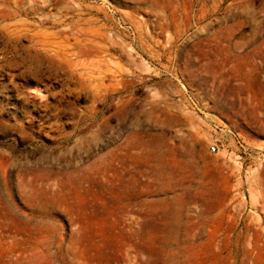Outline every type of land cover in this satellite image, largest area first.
I'll use <instances>...</instances> for the list:
<instances>
[{"label": "rangeland", "instance_id": "obj_1", "mask_svg": "<svg viewBox=\"0 0 264 264\" xmlns=\"http://www.w3.org/2000/svg\"><path fill=\"white\" fill-rule=\"evenodd\" d=\"M35 2L103 50L42 120L0 72V264H264V0Z\"/></svg>", "mask_w": 264, "mask_h": 264}, {"label": "bare ground", "instance_id": "obj_2", "mask_svg": "<svg viewBox=\"0 0 264 264\" xmlns=\"http://www.w3.org/2000/svg\"><path fill=\"white\" fill-rule=\"evenodd\" d=\"M29 3L32 6L29 8L23 7V9L22 6L11 5L10 0H0V72L2 73L6 67H16L18 71L23 68L16 75V78L21 80V84H9L5 87H11V91L15 90L25 106L32 105L36 112L43 111L44 115L39 117L42 120L47 116L50 117L48 115L49 111L58 109L66 113V105H73L66 100L74 94L73 90L65 89L68 91L67 95L63 94V91L53 94L51 93L52 88L46 82L58 79L63 74L78 73L82 77V74L79 73L80 68L85 65L82 61H89L90 58H94L98 50H103V46L95 40L98 35L97 30L68 27L65 24L66 20L63 18L51 20L52 18L42 15V9L36 8L37 6L34 7L35 0H29ZM36 15H40L41 20H34L33 22L24 20L25 22H20L18 25L5 23L14 20L15 17L22 16H32L35 19ZM46 24L50 25L52 29L57 28V31L52 34L38 28ZM20 39H26L29 44L26 46L19 44L18 40ZM71 40L72 43H70ZM91 63L94 64L93 61ZM101 74L100 69H94L93 77H90L89 73L87 74L86 81L91 79L90 84L96 82L92 85V87L94 86V96L101 91L100 86L97 85V81L101 80ZM32 81L38 87L45 86L43 92L47 93V96L40 94L39 89L31 87L30 83ZM100 84L102 85V81ZM25 88H28V91H25ZM52 96L56 98L59 96L54 106L47 103V98ZM36 102L39 104L38 107L35 105ZM52 117L60 118L58 115H52ZM9 165L10 159L0 153V169L3 172L4 183L8 182ZM16 172H22V170L17 168Z\"/></svg>", "mask_w": 264, "mask_h": 264}, {"label": "built area", "instance_id": "obj_3", "mask_svg": "<svg viewBox=\"0 0 264 264\" xmlns=\"http://www.w3.org/2000/svg\"><path fill=\"white\" fill-rule=\"evenodd\" d=\"M220 132L222 133H231L228 129L223 128V127H216ZM219 146H221V143L218 140H214L209 148L210 153H216L219 150Z\"/></svg>", "mask_w": 264, "mask_h": 264}]
</instances>
